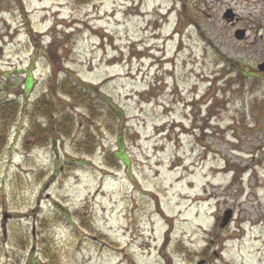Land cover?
<instances>
[{
    "label": "rangeland",
    "instance_id": "obj_1",
    "mask_svg": "<svg viewBox=\"0 0 264 264\" xmlns=\"http://www.w3.org/2000/svg\"><path fill=\"white\" fill-rule=\"evenodd\" d=\"M21 2L0 4V103L44 94L59 45V78L123 119L98 110L82 165V123L25 152L19 117L0 153V264H49L46 244L55 264H264V0ZM118 136L129 166L110 160Z\"/></svg>",
    "mask_w": 264,
    "mask_h": 264
},
{
    "label": "trees",
    "instance_id": "obj_2",
    "mask_svg": "<svg viewBox=\"0 0 264 264\" xmlns=\"http://www.w3.org/2000/svg\"><path fill=\"white\" fill-rule=\"evenodd\" d=\"M76 1L78 2L77 4H86L92 0ZM0 4L6 8L17 5L16 9L20 8L22 10L21 0H0ZM23 10L22 13L24 14ZM28 27L31 28V26ZM30 36L34 39L35 35L32 32ZM56 46L59 45H49L44 51L45 61L50 69L46 92L31 104L19 103V100L16 99L0 103V153L8 147L11 129L18 124L20 116L27 118L26 124L23 123L22 125L21 123L22 127L26 126L24 130L21 128L19 130L17 127L20 132L23 131L20 145L25 152L31 149L32 141L35 138L38 139L37 143L42 144V146L57 148V143L63 138L73 136L74 131H77L79 128V123H82L81 127H85L84 134L73 138L72 144L75 146V150L79 153L80 157H82L80 158L81 164L85 165L88 161L86 156L92 155L97 146V130L94 132L92 127L95 128L99 124L98 119L100 117L98 110L105 111L109 115L108 118L106 117V121L112 117L115 121H118V124L123 119V112L105 94L99 92L93 84H79L76 82V78H73L67 73L63 74L60 79L58 76L59 70L56 65L62 57L58 52L59 47ZM233 64L236 66V74L242 78L244 76L243 72L245 71L242 70L241 66H238V61L233 60ZM30 69L29 76L21 83L25 92V99L34 85V82L31 80L32 73H30ZM58 97H62L64 100L61 101V98L59 99ZM76 106L82 107L85 110V114L83 115L87 117L86 120L83 118L79 120L75 119V113L73 114L74 110H70V107L73 109ZM12 145H15V143ZM116 147V153L111 154V162H119L125 166H129L127 156L123 153V141L119 136L117 137ZM77 159L79 158L77 157ZM70 164L72 162H67L66 166ZM251 165L253 164L251 163ZM43 248L45 250L43 253L45 255L44 257L50 259L49 264H55V258L53 256L55 252L51 250L50 245H43Z\"/></svg>",
    "mask_w": 264,
    "mask_h": 264
},
{
    "label": "water",
    "instance_id": "obj_3",
    "mask_svg": "<svg viewBox=\"0 0 264 264\" xmlns=\"http://www.w3.org/2000/svg\"><path fill=\"white\" fill-rule=\"evenodd\" d=\"M236 36H237L238 38L240 37L239 35H236ZM257 69H258V70H262V71H264V62L259 63V64L257 65ZM231 216H232V211H231V210L226 211V212L224 213V216H223V218H222V222L219 224L220 228H224V227L228 224V222H229ZM200 263H201V262H198V263H196V264H200Z\"/></svg>",
    "mask_w": 264,
    "mask_h": 264
},
{
    "label": "flooded vegetation",
    "instance_id": "obj_4",
    "mask_svg": "<svg viewBox=\"0 0 264 264\" xmlns=\"http://www.w3.org/2000/svg\"><path fill=\"white\" fill-rule=\"evenodd\" d=\"M205 260V259H204Z\"/></svg>",
    "mask_w": 264,
    "mask_h": 264
}]
</instances>
